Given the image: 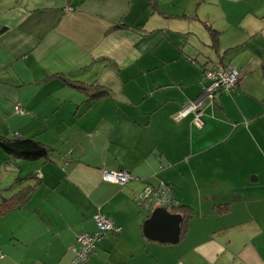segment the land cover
I'll return each mask as SVG.
<instances>
[{"label":"crops","instance_id":"1","mask_svg":"<svg viewBox=\"0 0 264 264\" xmlns=\"http://www.w3.org/2000/svg\"><path fill=\"white\" fill-rule=\"evenodd\" d=\"M219 65L237 89L181 117ZM1 87L6 135L57 158L10 214L0 264H73L97 213L120 233L90 264H264V0H0ZM121 170L134 179L104 180ZM163 184L192 211L164 207L183 218L175 244L144 231L163 205L139 195Z\"/></svg>","mask_w":264,"mask_h":264},{"label":"built area","instance_id":"2","mask_svg":"<svg viewBox=\"0 0 264 264\" xmlns=\"http://www.w3.org/2000/svg\"><path fill=\"white\" fill-rule=\"evenodd\" d=\"M204 76L208 85L206 86L204 93L198 98V100L192 105L189 104L184 108L179 114L181 117L186 116L188 111L195 112L198 108L200 109L204 104L208 102H213L216 95L223 90L225 92H232L240 83V72L228 67V66H216L211 69H207L204 72ZM17 112H21L18 106L16 107ZM198 126H201L200 121L197 120ZM134 177L124 171H112L104 173V180L110 183H116L118 185H126ZM140 205L148 209L149 207H154L155 204L163 205V207L171 208L172 205H178V202L173 199L171 192L163 184L159 186H147L142 193L139 195ZM95 221L99 229V234L108 232H119L120 228L115 225L114 222L103 218L101 215L95 216ZM97 237L86 233L77 239V243L80 246L73 264H87L90 260L91 253L94 249V243ZM91 252V253H90ZM4 258V253L0 249V259Z\"/></svg>","mask_w":264,"mask_h":264},{"label":"trees","instance_id":"3","mask_svg":"<svg viewBox=\"0 0 264 264\" xmlns=\"http://www.w3.org/2000/svg\"><path fill=\"white\" fill-rule=\"evenodd\" d=\"M68 1L70 3L72 2V0H68ZM75 1H77L79 3V2H83L85 0H75ZM208 29H209L208 30L209 33L211 34L212 46L215 49H217L218 48V41H219L220 33L217 32L216 30L212 29L211 27H208ZM239 84L240 83H238L237 87L239 86ZM71 85L72 86H76L78 84L75 85V83H72ZM207 85H208V82H207ZM237 87L233 91H235L237 89ZM78 88H80V90H82L84 92H90L91 90L93 91V92L89 93V100H95V99H99V98H102V97H106L108 95V93H109L108 90L100 89L99 87L79 85ZM224 92L225 91L220 90V92L216 95V98L214 99L213 102H216L217 97L220 94L224 93ZM0 150L4 154L5 164H7V165H9V164L12 165V163L14 161L35 162V161H39V160H50V159L53 158L52 155H53V152H54V149H52L49 146H46V145L42 144L41 142H39L38 140H36L34 138H21V137H18V136L14 137L12 139H8V138L0 136ZM34 175L37 176L38 181H39L38 174H36V173L32 174L30 177H32ZM35 190H36V188H29V189H26L25 191L24 190L20 191L12 199V200H14V202H11L12 200H9V199H3L2 202L0 203V218L2 216H4L5 214H7V213H9L11 211L13 212V211L17 210L18 208H20L23 204L26 203V201L28 200L30 195ZM168 190H169V192H171L169 187H168ZM173 199L176 200L174 197H173ZM152 208H153L152 206L149 207L148 209H145V208L142 207V209L145 212H147V213H150ZM175 209H179L178 212H180L182 210H185V213H186V215H184L185 217L189 216L191 214V212H192L191 209H189L188 207H182L181 205H179V203H178L177 206L176 205L175 206L172 205L170 210H175ZM96 215H99V213H97ZM95 223H96V221H95ZM96 226H97V224H96ZM119 233H120V231L119 232H108V233L99 234V229L97 227L96 230L93 233V235L97 237V240L94 243V249L92 251V254L95 253L98 245L104 239H106L110 235H116V234H119ZM77 250L78 251L80 250V246L77 247ZM77 254H78V252L75 251V258L77 256ZM92 254H91V257H92ZM0 260H2V259H0ZM90 261H91V258H90V260H89V262L87 264H90ZM73 263H74V261H73Z\"/></svg>","mask_w":264,"mask_h":264},{"label":"rangeland","instance_id":"4","mask_svg":"<svg viewBox=\"0 0 264 264\" xmlns=\"http://www.w3.org/2000/svg\"><path fill=\"white\" fill-rule=\"evenodd\" d=\"M180 1H183V0H180ZM3 89H4L3 87L0 88V93L3 91ZM6 102H8V101L6 100ZM4 105H5L4 100H0V109ZM19 108L21 109V107H19ZM0 118H1L0 119V136H3V137L8 138V139L14 138V132L10 133V134H13L12 136L6 135V134H8V129L10 127V124H9V127H7V129H6L5 124L2 123V120L6 121L7 117L0 114ZM14 124H16V123H14ZM28 134H31V133L28 132ZM27 136L28 135H26L25 137H27ZM53 136H56V134L55 135L53 134ZM34 137L37 139L39 138V136H35V135H34ZM53 139H54V137H53ZM0 153H1V150H0ZM53 153H54V155H52L53 158H55V157L57 158V156H56L57 153L56 152H53ZM47 162L48 161H46V160H39V161H35V162L14 161L12 163V165L11 164L7 165V164H5L3 156L0 154V203L2 202L3 199L12 200L22 190L25 191L26 189H29V188H37V186L39 185V181H38L37 176H35V175L32 177H30V176L34 173H38V171H40V169L43 168L44 163H47ZM11 202H14V200H12ZM23 205L21 207H23ZM11 213H13V212L11 211V212L5 214L4 216H2L0 218V219H2V218L7 217L4 220L3 224H0V239H1V235H2L1 231L4 228V226L8 223L7 221L10 222L14 218L10 215ZM96 228H97V226H96ZM93 233L94 232H90L89 234L93 235ZM3 253H4V251H3ZM16 255L18 256L20 254H16ZM4 258H5V254H4ZM90 258H91V256H90Z\"/></svg>","mask_w":264,"mask_h":264},{"label":"water","instance_id":"5","mask_svg":"<svg viewBox=\"0 0 264 264\" xmlns=\"http://www.w3.org/2000/svg\"><path fill=\"white\" fill-rule=\"evenodd\" d=\"M182 221L180 215L170 213L164 207L156 209L151 218L145 222L146 237L161 243L175 244L180 240Z\"/></svg>","mask_w":264,"mask_h":264}]
</instances>
